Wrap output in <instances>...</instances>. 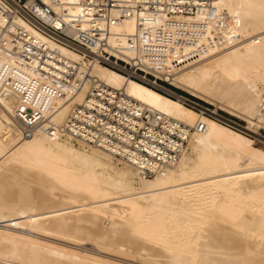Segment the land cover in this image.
<instances>
[{
	"label": "bare ground",
	"instance_id": "obj_1",
	"mask_svg": "<svg viewBox=\"0 0 264 264\" xmlns=\"http://www.w3.org/2000/svg\"><path fill=\"white\" fill-rule=\"evenodd\" d=\"M127 1L132 8L140 2ZM214 5L229 17V27L219 29L202 18L159 17L152 40L168 53L165 68L174 71L163 74L204 98L225 101L264 126V115L254 113L264 94V0H215ZM136 25L130 17L113 30L131 35ZM176 40L183 42L181 48L174 45ZM62 53L81 62L73 52ZM210 53L205 65L191 66ZM90 72L143 107L206 128L191 134L176 167L146 179L128 162L66 135L22 137L14 98L0 96V264H119L57 247L46 238L37 241L33 235L79 243L90 239L92 253L102 250L141 263L264 264V153L250 139L178 99L98 64ZM82 98L78 94L71 104ZM69 106L57 115L59 122ZM49 179L59 187L52 189ZM47 190L60 195L62 204L39 201ZM93 210L103 215L101 224ZM11 217L13 226L6 224Z\"/></svg>",
	"mask_w": 264,
	"mask_h": 264
},
{
	"label": "built area",
	"instance_id": "obj_2",
	"mask_svg": "<svg viewBox=\"0 0 264 264\" xmlns=\"http://www.w3.org/2000/svg\"><path fill=\"white\" fill-rule=\"evenodd\" d=\"M214 3L140 0L132 8L127 0H0V96L14 98L22 137L66 135L128 162L146 179L176 167L191 134L202 133L205 124L190 127L143 107L90 70L98 64L170 98L176 95L200 116L221 123L215 111L167 87L171 83L163 73L168 53L153 43L151 34L162 15L229 27V17ZM130 17L137 24L133 34L113 30ZM63 49L81 62L64 56ZM78 94H83L81 101L71 104ZM65 105L70 106L59 122Z\"/></svg>",
	"mask_w": 264,
	"mask_h": 264
},
{
	"label": "rangeland",
	"instance_id": "obj_3",
	"mask_svg": "<svg viewBox=\"0 0 264 264\" xmlns=\"http://www.w3.org/2000/svg\"><path fill=\"white\" fill-rule=\"evenodd\" d=\"M20 1H24V0H20ZM184 18H186V17H184ZM179 19H182V18H179ZM178 21H180V20H178ZM179 41L180 40H176V43L174 45L176 47H178V48H181L182 45H183V42L180 41L181 42L180 43ZM213 41L214 42H217L218 41V38L215 37L213 39ZM174 45H172V46H174ZM212 55H213V53H210L208 55H204L203 57L200 56L197 60H195V62H193L191 64V66L194 68L195 66L200 67L202 65H205L206 63H204L202 61L205 59V57H210ZM164 70H166V73H168L169 75L174 74L173 73L174 72L173 71V68H171V67L165 68ZM166 78L169 79L168 76H166ZM169 82L171 83V85H169L170 88L172 90H174L178 95L179 94H183V97L188 98V99H190L192 101H195L196 103H198V104H200V105H202L204 107L209 108L212 112L215 111L217 113V115L215 117L223 122V123L222 122L221 123L218 122V123L224 125L225 127L229 128L231 130H234V131L242 134L246 138L250 139L251 142H252V146L256 150H259V151H261V152L264 153V126H261L260 124H258L257 123V120L255 119L254 116L252 118H248V116L246 114L242 113L241 111H236L235 112V110L232 109V107H230L229 105H227L225 101H216L214 99H211L210 97L209 98H204V97L198 95L196 92L190 91V90L186 89L185 87H183L182 85H180L181 83L184 84V82H182V81H179V84L174 83L172 81H169ZM259 88L261 89V86H259ZM158 94H160V93H158ZM162 96H164V95H162ZM171 96L176 97L175 98L176 100L178 99V97L176 95L171 94ZM263 102H264V94H262V104L257 105L256 108H255V110H254L255 115H257V116H258V114L264 115V103ZM0 113H1V110H0ZM0 115H2V114H0ZM188 152H190V151L188 150ZM113 161H114L115 164H117L119 167H121L122 164L116 162L115 160H113ZM0 171H2V169ZM110 173H112V171ZM47 183L50 185V187H52V185H53L55 188H52V189H54V190L58 186L57 183L54 184L53 183V180H51V179L47 180ZM30 185H32V184L30 183L29 186ZM33 187H34L35 190L40 191L39 190L40 189L39 187L36 186L37 187L36 188L35 185ZM134 187H135L136 191L139 190V186L138 185H134ZM46 192H45V197L41 198L39 201L47 202V201H53L54 200L53 202L57 201L56 203H59V202L61 203V200L62 199H61V196L60 195L54 193L51 190H47ZM48 192H50V193H48ZM40 194L41 193H37L35 195V197L38 198V196H40ZM47 194H48V197H46ZM54 195H56L55 198H54ZM13 196L14 195H11V197H9V198H13ZM37 201H38V199H37ZM39 201L38 202L35 201V204H37V207H40L39 204L41 202H39ZM111 202H109V204H111ZM112 204H115V202L112 203ZM96 206H97V208H99L98 205H96ZM43 210H41V212L43 211V214L45 212H47V209L46 208H44ZM92 213L94 214L95 217L99 218L98 221H97V223H100L101 222V218L103 219V215L99 213V210H93ZM39 215H41V214H39ZM57 218H59V217H57ZM10 223H6V224H8L10 226H13L14 224H16L13 217H11ZM3 225L4 224H0V226H3ZM32 237L35 240H37V241H41V238L42 239L43 238H46V240L52 241L53 242V245H55L57 247L68 246V247L73 248V249H76V250L79 249L80 253L81 252L83 254L86 253L85 255L88 254V256H91V254H92L94 257L96 256V258H99L100 257L99 259H101V258L104 259L105 258L104 260H114V261L116 260V262H118L119 264H125L126 262L128 264H151V263H141L137 259H133V260L132 259H129L128 260V258L120 257V256H116L114 258V256H112L111 254H109L106 251H102V250L101 251H97L98 254L97 253H92V250H94V247H93V242L90 239H89L90 241L88 240L86 242L84 241L82 243L81 242L79 243V242H75V241L74 242L73 241L71 242V241H65L64 239H60L59 240V239H53V238H50V237H43V236H39V235H37V236L36 235H33ZM95 251H96V249H95ZM1 264H3V263H1Z\"/></svg>",
	"mask_w": 264,
	"mask_h": 264
},
{
	"label": "trees",
	"instance_id": "obj_4",
	"mask_svg": "<svg viewBox=\"0 0 264 264\" xmlns=\"http://www.w3.org/2000/svg\"><path fill=\"white\" fill-rule=\"evenodd\" d=\"M167 87H168L169 89H171L170 86H167ZM171 90H172V89H171ZM173 91H174V90H173ZM174 92H175V91H174ZM179 95H182V96H183V94H179Z\"/></svg>",
	"mask_w": 264,
	"mask_h": 264
}]
</instances>
